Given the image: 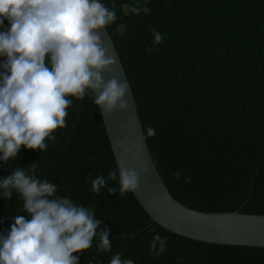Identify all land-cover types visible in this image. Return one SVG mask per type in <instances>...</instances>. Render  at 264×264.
<instances>
[{
    "label": "trees",
    "instance_id": "16d2710c",
    "mask_svg": "<svg viewBox=\"0 0 264 264\" xmlns=\"http://www.w3.org/2000/svg\"><path fill=\"white\" fill-rule=\"evenodd\" d=\"M101 2L116 5L118 18L106 28L171 195L198 211L264 215V0H139L150 8L139 15H124L120 7L135 0ZM121 23L123 35L116 31ZM9 27L5 20L0 31ZM152 30L164 41L147 53ZM68 98L67 126L46 140L42 153L22 146L18 157L0 161V179L39 162L35 175L55 183L56 195L95 210L101 229L110 230L111 250L98 251L94 238L90 249L73 253L79 264H109L117 253L134 264H264V248L198 242L164 229L131 192L109 194L118 181L93 193L91 181L117 166L93 97ZM149 126L154 136H147ZM16 215H27L20 195L0 194V233ZM156 234L167 238L158 258L149 251Z\"/></svg>",
    "mask_w": 264,
    "mask_h": 264
},
{
    "label": "clouds",
    "instance_id": "9594fccd",
    "mask_svg": "<svg viewBox=\"0 0 264 264\" xmlns=\"http://www.w3.org/2000/svg\"><path fill=\"white\" fill-rule=\"evenodd\" d=\"M120 7L124 15L150 13L139 0ZM117 18L116 5L101 0H0V27L5 20L10 25L0 31V57L6 58L0 63V161L18 157L22 146L46 150V140L54 141L53 133L67 126L68 97L92 96L103 115L128 109L129 85L112 74L117 58L100 32ZM125 29L121 23L116 31L123 35ZM152 36L147 53L164 41L159 31L152 30ZM146 134L154 136L155 130L149 126ZM38 163L17 167L0 179V194L11 199L15 190L27 213L16 215L10 230L0 233V264H79L73 253L90 249L97 237L98 251H110V230L101 229L103 220L95 217V210L56 195L55 183L35 175ZM180 175L175 173L174 179ZM108 181H118V189L107 187ZM105 187L110 195L139 191L140 170L129 167L122 156L107 178L101 174L91 181L93 193ZM166 244L167 238L156 234L149 251L158 258ZM109 264L134 261L117 253Z\"/></svg>",
    "mask_w": 264,
    "mask_h": 264
},
{
    "label": "water",
    "instance_id": "95a60500",
    "mask_svg": "<svg viewBox=\"0 0 264 264\" xmlns=\"http://www.w3.org/2000/svg\"><path fill=\"white\" fill-rule=\"evenodd\" d=\"M100 32L117 58L112 74L129 85L126 96L129 107L114 115H103L99 111L116 166L123 156L129 167L140 170V189L131 192L140 207L153 222L184 238L218 245L264 248V215L198 211L186 207L171 195L151 157L135 98L114 42L107 28ZM122 123H130V127H121ZM125 148L129 149L127 153Z\"/></svg>",
    "mask_w": 264,
    "mask_h": 264
}]
</instances>
